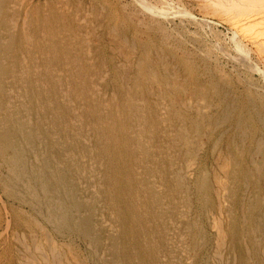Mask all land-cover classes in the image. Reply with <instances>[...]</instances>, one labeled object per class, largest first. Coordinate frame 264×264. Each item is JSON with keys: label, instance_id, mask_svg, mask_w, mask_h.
<instances>
[{"label": "rangeland", "instance_id": "1", "mask_svg": "<svg viewBox=\"0 0 264 264\" xmlns=\"http://www.w3.org/2000/svg\"><path fill=\"white\" fill-rule=\"evenodd\" d=\"M263 14L0 0V264H264Z\"/></svg>", "mask_w": 264, "mask_h": 264}, {"label": "bare ground", "instance_id": "2", "mask_svg": "<svg viewBox=\"0 0 264 264\" xmlns=\"http://www.w3.org/2000/svg\"><path fill=\"white\" fill-rule=\"evenodd\" d=\"M150 4V3H149ZM145 6V5H144ZM153 7V6H152ZM254 14V13H253ZM264 15V14H263ZM263 15H262V18H264L263 17ZM261 16V15H260ZM122 39V38H121ZM0 42H1V37H0ZM199 113V112H198ZM199 115V114H198ZM187 169V168H186ZM188 176V175H187ZM221 185V188L223 189V188H225V184H220ZM217 186V185H216ZM224 190V189H223ZM220 198V197H219ZM58 205V204H57ZM60 207V206H59ZM61 211H63V210H61ZM8 221H7V226H8ZM5 232V231H4ZM3 233V232H2ZM2 233L0 232V238H1V236H2ZM49 239V238H48ZM34 243V242H33ZM50 244V243H49ZM53 244V243H52ZM35 245V244H34ZM25 249V248H24ZM39 250V249H38ZM43 250V249H42ZM50 250V249H49ZM44 251V250H43ZM50 252V251H49ZM6 252H4V253H2L1 255H0V262H1V258L4 256V254H5ZM44 254V253H43ZM51 255V254H50ZM62 256V255H61ZM60 256V257H61ZM41 257H43V256H41ZM32 259V258H31ZM29 260V259H28ZM47 260V259H46ZM57 261V260H56ZM32 262H33V260H32Z\"/></svg>", "mask_w": 264, "mask_h": 264}]
</instances>
